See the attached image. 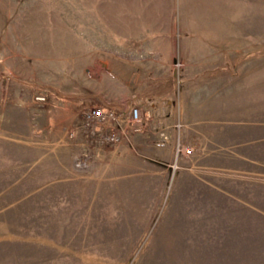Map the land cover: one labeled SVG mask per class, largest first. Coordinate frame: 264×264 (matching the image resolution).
Returning a JSON list of instances; mask_svg holds the SVG:
<instances>
[{"label":"rangeland","instance_id":"1","mask_svg":"<svg viewBox=\"0 0 264 264\" xmlns=\"http://www.w3.org/2000/svg\"><path fill=\"white\" fill-rule=\"evenodd\" d=\"M0 264H264V0H0Z\"/></svg>","mask_w":264,"mask_h":264},{"label":"built area","instance_id":"2","mask_svg":"<svg viewBox=\"0 0 264 264\" xmlns=\"http://www.w3.org/2000/svg\"><path fill=\"white\" fill-rule=\"evenodd\" d=\"M141 105L139 103L131 104L130 108L128 110V118L129 122L132 123L134 130L138 129V125L141 122ZM122 114L116 113L112 108L107 107L104 108L102 106H96L90 109H87L85 112V120L84 124L87 126H94V125H100L103 123H109L110 127L107 131H102V133H96L99 137L101 142L104 143H117L120 141L121 135L120 133L115 130L114 125L119 122ZM69 135L72 137L75 135V130L71 129L69 131ZM159 142L164 143L169 139V134L165 131H162L160 133ZM173 150H174V158H173V166L177 167L178 159L181 157H187L192 154L193 147L190 145H186L181 141L179 137H176V139L173 142ZM84 164L82 162H78L77 165Z\"/></svg>","mask_w":264,"mask_h":264},{"label":"crops","instance_id":"3","mask_svg":"<svg viewBox=\"0 0 264 264\" xmlns=\"http://www.w3.org/2000/svg\"><path fill=\"white\" fill-rule=\"evenodd\" d=\"M135 102H137V103H139L141 106H143V105H145V103H144V101H135ZM110 103H108L107 105H109ZM173 136H174V134H173ZM208 142V141H207ZM173 146V145H172ZM236 171V170H235ZM244 180H245V177H244ZM246 182V181H245Z\"/></svg>","mask_w":264,"mask_h":264}]
</instances>
